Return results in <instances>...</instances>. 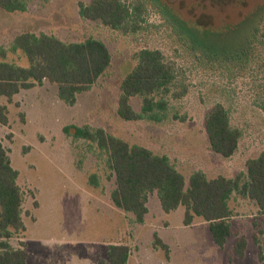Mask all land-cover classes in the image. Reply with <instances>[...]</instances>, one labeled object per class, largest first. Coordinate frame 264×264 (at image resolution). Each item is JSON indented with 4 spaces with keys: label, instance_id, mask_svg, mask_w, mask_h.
<instances>
[{
    "label": "rangeland",
    "instance_id": "1",
    "mask_svg": "<svg viewBox=\"0 0 264 264\" xmlns=\"http://www.w3.org/2000/svg\"><path fill=\"white\" fill-rule=\"evenodd\" d=\"M89 1L26 0L24 11L0 8V45L7 50L8 62L27 65L20 50H11L14 37L24 31L65 42L93 37L102 40L111 54L104 74L79 93L74 104L61 100L57 85L47 81L20 90L9 102L0 96L7 118L6 124L0 122V141L25 193V230L12 234L9 243L18 247L23 241L25 264H97L100 260L107 264L109 245L119 242L130 247L127 264H264V214H258L247 198L233 194L229 200L233 229L247 239L244 257L232 256L229 261L235 234L221 248L212 241L206 222L194 218L184 225L183 209L165 213L155 194L149 195L143 222L117 208L110 198L114 176L105 155L96 143L63 132L66 125L101 127L129 144L167 156L186 180L197 170L207 178L233 177L245 172L247 159L264 150V51L255 52L256 61L247 71L236 68L226 75L215 61L192 62L151 8L143 13L141 28L124 33L82 18L78 3ZM155 1L219 50L239 40L264 7V0ZM142 48L159 49L187 87L180 98L166 97L158 121H126L117 114L121 79L136 62L133 54ZM130 103L140 111L139 97H132ZM216 103L228 109L232 127L241 133L229 158L210 149L205 132V116ZM259 228L260 251L252 238ZM154 234L168 245L167 255L153 246Z\"/></svg>",
    "mask_w": 264,
    "mask_h": 264
},
{
    "label": "trees",
    "instance_id": "2",
    "mask_svg": "<svg viewBox=\"0 0 264 264\" xmlns=\"http://www.w3.org/2000/svg\"><path fill=\"white\" fill-rule=\"evenodd\" d=\"M147 7L162 18L170 34L175 36L178 47L197 65L202 61L207 64L215 61L226 75H230L236 68L247 71L256 61L255 52L259 49L264 51V7L245 34L221 50L212 48L209 42L197 35L196 30L187 28L184 22L169 15L159 1L90 0L79 2L78 12L84 19L99 21L127 33L142 27ZM0 8L7 12L24 11L26 0H0ZM11 50H20L27 65L6 61L7 50L0 45V96L6 97L8 102L20 90L47 81L57 85V95L61 100L74 104L77 95L89 90L111 62L106 44L93 37L65 42L46 33L36 35L24 31L14 37ZM133 57L136 60L134 66L120 82L117 114L126 121L142 118L158 121L161 118L159 113L167 106L166 97H182L187 92L186 84L159 49L142 48ZM135 96L141 99L139 112L130 103ZM5 110V105H0V122L3 124L7 120ZM204 124L210 149L223 158L231 157L238 148L241 133L232 127L228 109L222 103H216L206 114ZM63 132L73 139L96 143L114 176V188L110 193L112 203L120 210L132 213L136 222H143L148 212L149 195L155 194L165 213L179 207L183 209L184 225H190L194 218L206 222L211 239L217 246L222 248L227 238L235 234L231 257L244 256L247 239L233 229L231 220L234 213L229 200L233 194H238L254 203L258 214H264V150L247 159L245 172L233 177L217 175L207 178L204 172L197 170L186 180L167 156L155 154L141 145L129 144L101 127L66 125ZM17 175L0 141V264H25L26 260L23 241L18 247L8 241L12 234H22L25 230L22 218L25 193L17 183ZM91 177L93 180L94 175ZM252 225L257 226L255 221ZM261 233L259 228L252 234L259 251L258 234ZM153 246L168 254V245L156 234ZM129 253L130 247L126 243L110 244L107 264H127ZM97 264L105 263L100 260Z\"/></svg>",
    "mask_w": 264,
    "mask_h": 264
},
{
    "label": "crops",
    "instance_id": "3",
    "mask_svg": "<svg viewBox=\"0 0 264 264\" xmlns=\"http://www.w3.org/2000/svg\"><path fill=\"white\" fill-rule=\"evenodd\" d=\"M148 203V202H147ZM147 207H148V211H149V206L147 205ZM147 214H148V212H147ZM145 217V216H144ZM163 241V240H162ZM232 253H233V251H232ZM245 255V254H244ZM244 257V256H243ZM242 258V257H241ZM229 261H231V255L229 256Z\"/></svg>",
    "mask_w": 264,
    "mask_h": 264
}]
</instances>
